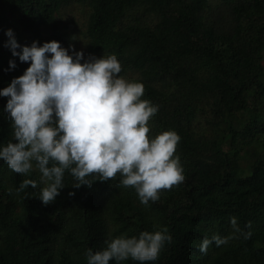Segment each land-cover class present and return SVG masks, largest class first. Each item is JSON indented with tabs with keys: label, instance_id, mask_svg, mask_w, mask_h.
<instances>
[{
	"label": "trees",
	"instance_id": "obj_1",
	"mask_svg": "<svg viewBox=\"0 0 264 264\" xmlns=\"http://www.w3.org/2000/svg\"><path fill=\"white\" fill-rule=\"evenodd\" d=\"M71 3L89 8L85 54L115 55L120 76L135 73L142 99L159 105L151 135L181 137L185 179L145 206L119 175L74 188L66 172L65 187L45 205L39 173L16 174L0 160V264H87L89 248L164 227L172 240L147 264H264V0H0V27L12 21L21 47L42 45L41 27ZM8 40L0 32V89L29 66ZM6 103L0 96V147L16 142ZM24 179L38 187L17 193ZM231 217L242 229L251 221V237L202 254L205 237L232 234Z\"/></svg>",
	"mask_w": 264,
	"mask_h": 264
},
{
	"label": "clouds",
	"instance_id": "obj_2",
	"mask_svg": "<svg viewBox=\"0 0 264 264\" xmlns=\"http://www.w3.org/2000/svg\"><path fill=\"white\" fill-rule=\"evenodd\" d=\"M6 35L12 55L29 66L0 89V96L7 97L5 111L16 141L0 147V160L16 174L39 173L43 204L59 196L66 172L75 179L74 188L91 187L94 180H115L119 175L120 186L134 188L145 206L159 200L161 191L184 181L176 155L181 137L174 130L151 135L149 121L159 105L142 99V82L120 76L122 66L115 55L81 62L82 52L70 55L59 41L42 45L33 41L21 47L11 29ZM9 66L15 68L14 61ZM29 186L36 189L37 180L24 179L16 192ZM230 224L231 235L205 237L199 251L206 254L212 244L219 247L241 236L251 237V221L244 229L236 217L230 218ZM171 240L167 227L142 231L138 237L119 236L105 241L102 250L89 248L87 264L128 259L147 264L156 261Z\"/></svg>",
	"mask_w": 264,
	"mask_h": 264
},
{
	"label": "rangeland",
	"instance_id": "obj_3",
	"mask_svg": "<svg viewBox=\"0 0 264 264\" xmlns=\"http://www.w3.org/2000/svg\"><path fill=\"white\" fill-rule=\"evenodd\" d=\"M88 12L89 8L81 3H71L60 8L55 13L52 22L49 25L41 27L43 43L56 40L67 50L82 52L87 60L93 57L92 54H85L86 39L83 36V30ZM9 29H11L14 34L16 25H14L12 21L4 22L0 27V32L6 35ZM262 62L264 64V53ZM121 77L131 81L136 77V74L128 72L125 75H121ZM240 163L241 166L244 167L245 161L242 160Z\"/></svg>",
	"mask_w": 264,
	"mask_h": 264
}]
</instances>
